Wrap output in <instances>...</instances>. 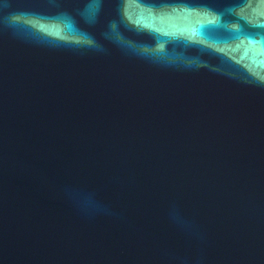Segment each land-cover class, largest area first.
I'll use <instances>...</instances> for the list:
<instances>
[{"label": "water", "instance_id": "95a60500", "mask_svg": "<svg viewBox=\"0 0 264 264\" xmlns=\"http://www.w3.org/2000/svg\"><path fill=\"white\" fill-rule=\"evenodd\" d=\"M0 264H264V0H0Z\"/></svg>", "mask_w": 264, "mask_h": 264}]
</instances>
